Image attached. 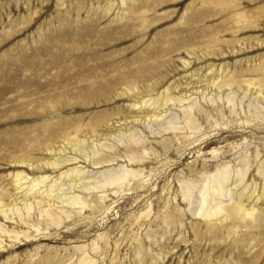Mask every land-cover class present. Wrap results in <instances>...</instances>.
<instances>
[{
  "label": "rangeland",
  "instance_id": "374dc122",
  "mask_svg": "<svg viewBox=\"0 0 264 264\" xmlns=\"http://www.w3.org/2000/svg\"><path fill=\"white\" fill-rule=\"evenodd\" d=\"M0 225V264H264V0H0Z\"/></svg>",
  "mask_w": 264,
  "mask_h": 264
},
{
  "label": "bare ground",
  "instance_id": "6f19581e",
  "mask_svg": "<svg viewBox=\"0 0 264 264\" xmlns=\"http://www.w3.org/2000/svg\"><path fill=\"white\" fill-rule=\"evenodd\" d=\"M191 119L192 118H190V120ZM190 123H191V125L194 124L192 122V120L190 121ZM229 177H230V173L229 172H226V171L219 172L218 180H216V182H217L216 190L218 192H221L222 187L224 185V181H226ZM120 179H121L120 176H117V177L109 180L107 183H111V182L113 183L114 181H118ZM243 179H244V176H240V181L243 180ZM209 196H210L209 195V191L206 188L204 194L202 195V197H203L202 198V204H201L200 209H199V213H202V215H204L208 219H212V218H214L216 216H219L221 213H225V212H227L228 215L229 214H235V215L246 216V215H252L253 214V212L249 213V210L246 209V207L241 202H235V203H233L232 206H230L228 208L224 207L221 204H217V205H215V207H213L211 209H208V210H205L206 204L208 203ZM71 201H72L73 204H79L81 202L79 198H72ZM0 230L2 231L1 225H0ZM0 244H1V241H0Z\"/></svg>",
  "mask_w": 264,
  "mask_h": 264
}]
</instances>
